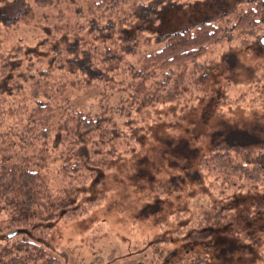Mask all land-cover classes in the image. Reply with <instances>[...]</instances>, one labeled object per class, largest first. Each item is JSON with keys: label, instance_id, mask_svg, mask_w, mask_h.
Wrapping results in <instances>:
<instances>
[{"label": "trees", "instance_id": "trees-1", "mask_svg": "<svg viewBox=\"0 0 264 264\" xmlns=\"http://www.w3.org/2000/svg\"><path fill=\"white\" fill-rule=\"evenodd\" d=\"M61 1L55 13L59 34L44 38L41 48L18 44L5 51L0 42V213L14 232L0 244V264H61L65 254L49 242L50 223L59 216L83 215L97 204L95 199L78 203L68 188L96 176L118 149L130 151L142 130L125 125L133 112L142 114L147 107L172 104L202 89L217 64L210 57L214 46L237 42L247 47L264 33V0H238L226 13L157 38L160 47L132 64L125 60L141 30H152L165 12L197 0ZM19 2L0 0V24L21 23L33 16L32 8L53 0H33V7L28 0ZM126 71L127 95L112 105L114 94L123 89L116 88L112 75ZM76 76L85 87L101 88L96 110L72 106L67 95ZM248 83L247 91L264 107V74ZM123 117L121 126L117 119ZM259 157L227 142L209 148L200 166L238 193L256 192L264 181ZM155 190L164 194L176 188L160 184ZM224 196L202 210L184 239L210 238L234 218ZM257 214L264 216V199L252 206L250 217ZM244 240L250 246L262 242L250 234ZM174 264L209 263L187 256Z\"/></svg>", "mask_w": 264, "mask_h": 264}, {"label": "rangeland", "instance_id": "rangeland-1", "mask_svg": "<svg viewBox=\"0 0 264 264\" xmlns=\"http://www.w3.org/2000/svg\"><path fill=\"white\" fill-rule=\"evenodd\" d=\"M237 1L197 0L168 10L152 30L137 34L125 62L133 64L139 56L158 49L162 42L157 38L167 32L226 13ZM17 2L18 6L22 3ZM28 2L34 6L33 0ZM62 7L61 0H53L32 8L33 16L21 23L0 24L3 49L18 44L41 48L44 38L59 34L61 22L55 13ZM260 35V42L253 39L247 47L237 42L214 46L210 57L217 64L202 89L178 102L147 107L142 114L133 112L125 125L142 130L136 132L130 151L123 154V147L118 149L96 176L68 188L78 203L95 199L97 204L83 215L59 216L50 223L49 242L65 254L61 264H174L187 256L205 258L209 264H264V216L250 217L253 204L264 199V181L256 192L238 193L200 166L209 148L227 142L252 151L264 163V107L247 91L248 82L264 74V33ZM74 80L76 86L67 95L72 106L96 110L101 88L85 87L81 76ZM111 81L116 88L123 87L111 101L117 105L119 97L127 95L129 71L112 75ZM242 93L245 97L236 102ZM219 99L232 102L223 105ZM117 120L122 126L126 117ZM160 184L174 185L176 191L162 194L155 190ZM221 193L234 218L210 238L184 239L202 210ZM13 233L1 212L0 244ZM246 234L262 242L250 246L244 240Z\"/></svg>", "mask_w": 264, "mask_h": 264}, {"label": "water", "instance_id": "water-1", "mask_svg": "<svg viewBox=\"0 0 264 264\" xmlns=\"http://www.w3.org/2000/svg\"><path fill=\"white\" fill-rule=\"evenodd\" d=\"M261 41L264 42V38Z\"/></svg>", "mask_w": 264, "mask_h": 264}]
</instances>
